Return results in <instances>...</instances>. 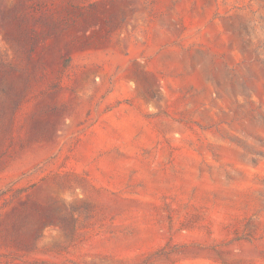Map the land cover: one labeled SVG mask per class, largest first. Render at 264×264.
Wrapping results in <instances>:
<instances>
[{
  "label": "rangeland",
  "instance_id": "374dc122",
  "mask_svg": "<svg viewBox=\"0 0 264 264\" xmlns=\"http://www.w3.org/2000/svg\"><path fill=\"white\" fill-rule=\"evenodd\" d=\"M0 264H264V0H0Z\"/></svg>",
  "mask_w": 264,
  "mask_h": 264
}]
</instances>
